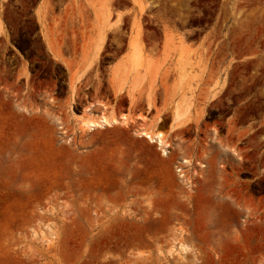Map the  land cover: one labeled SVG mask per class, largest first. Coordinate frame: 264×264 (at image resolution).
Here are the masks:
<instances>
[{"label":"rangeland","instance_id":"rangeland-1","mask_svg":"<svg viewBox=\"0 0 264 264\" xmlns=\"http://www.w3.org/2000/svg\"><path fill=\"white\" fill-rule=\"evenodd\" d=\"M40 1L0 0V264H264V0H119L120 39L85 80L72 66L69 88L38 34ZM43 1L62 47L88 38L99 0ZM171 29L185 49L163 84L190 95L197 121L158 129L164 155L140 125L79 129L85 108L114 105L107 68L130 40L159 47Z\"/></svg>","mask_w":264,"mask_h":264},{"label":"crops","instance_id":"crops-1","mask_svg":"<svg viewBox=\"0 0 264 264\" xmlns=\"http://www.w3.org/2000/svg\"><path fill=\"white\" fill-rule=\"evenodd\" d=\"M117 4L119 0H99L94 8L89 9L91 24L88 25L86 33L88 38L73 41L71 35V39H65L63 47L56 32L53 34L44 27V19L49 20L46 3L42 0L34 9L33 16L38 24V34L42 39L47 58L64 67L67 72L68 88L73 79L72 66L80 64L83 67L82 81L85 80L103 57L109 42L115 41V38L120 39L121 14ZM49 17H51L50 13ZM4 32L3 26L0 38L4 36ZM171 32L173 38L163 37L159 47L146 48L143 46L141 52L134 51L130 43L125 54L119 58L115 57L112 66L107 68L112 71L109 79L111 80L110 94L114 105L112 104L110 108L119 122L126 120L129 127L122 124L116 126L130 129L135 125L145 124L146 128L157 130L167 126L170 128L169 133H173L197 121L199 108H197V103L191 101L190 95H187L189 101L183 100L184 90L182 91L175 85L163 84L167 79L170 81L172 77L177 76V73L169 70L178 62L180 51L185 49L176 31L171 29ZM105 100L106 98L103 97L95 103L101 105L100 101ZM121 101H124L123 105ZM177 114H182V117L177 118ZM222 141L227 142L226 135L223 136ZM209 159L208 168H212L215 161L212 156ZM163 162L170 166L168 157L163 156ZM210 180L211 183L200 185L201 192L209 194L213 188L222 184V181L220 179L217 181L216 177ZM222 187L226 188V185ZM216 201L219 199H215L214 202L210 200L209 203H216ZM159 222L169 223L165 217H161Z\"/></svg>","mask_w":264,"mask_h":264},{"label":"bare ground","instance_id":"bare-ground-1","mask_svg":"<svg viewBox=\"0 0 264 264\" xmlns=\"http://www.w3.org/2000/svg\"><path fill=\"white\" fill-rule=\"evenodd\" d=\"M3 33V24L0 20V36ZM131 47L132 49L138 50L141 52L142 44L140 41L137 40L136 37H134L131 40ZM74 86H72V90ZM104 109L100 113V115H95L94 113H91L90 110L85 108L82 111V115L77 117V124L79 129L82 131H87L91 132L97 129H104L106 127H112L116 126L117 124H122V125H128V122L126 120H123L121 123L119 120L114 116L113 112L111 109L107 106H102ZM182 114L178 115L177 118H181ZM137 137L144 138L147 140L150 144H155L157 148L163 152V155L166 153V149L170 146V144L167 141V136L164 133H161L158 131L156 128H146L145 124L140 125V128H138L135 132ZM160 229H164L165 224L160 223ZM164 224V225H163ZM141 240H131L127 241L124 246L118 245L117 248L119 249L120 247H128V246H138L141 244ZM186 247L183 246V244L179 243L177 249H176V255L178 257H183L184 253L186 252Z\"/></svg>","mask_w":264,"mask_h":264}]
</instances>
